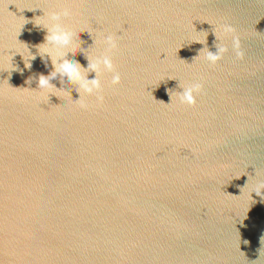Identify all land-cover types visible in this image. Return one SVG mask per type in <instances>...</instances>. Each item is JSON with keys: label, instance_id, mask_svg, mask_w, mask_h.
Returning a JSON list of instances; mask_svg holds the SVG:
<instances>
[{"label": "water", "instance_id": "1", "mask_svg": "<svg viewBox=\"0 0 264 264\" xmlns=\"http://www.w3.org/2000/svg\"><path fill=\"white\" fill-rule=\"evenodd\" d=\"M52 58L100 87L38 89ZM256 191L264 0H0V264H264Z\"/></svg>", "mask_w": 264, "mask_h": 264}, {"label": "clouds", "instance_id": "2", "mask_svg": "<svg viewBox=\"0 0 264 264\" xmlns=\"http://www.w3.org/2000/svg\"><path fill=\"white\" fill-rule=\"evenodd\" d=\"M65 16L69 17L71 15V11L67 8L61 9L60 12H51L50 16L52 19H58L59 16ZM221 29L224 34L226 35H231L232 37V47L235 52L236 58L237 59H243L244 57V52L241 48V42H240V37L235 34V29L229 25V24H224L221 26ZM71 33L69 31H66L64 28H62L60 25H54L52 29H50V34L45 37V41H55L56 43L62 45V46H71V41H70ZM110 45V51L117 49V43L116 40L112 35H109L107 37V41ZM227 51L226 48L220 47L218 48V52L216 54L209 52L207 55V59L212 63L216 64L219 60L222 59V54ZM31 59H35V56H32ZM53 59V72L49 73L48 75H43L41 74L38 77V89L41 90H48L49 93H51V90L55 89V86L50 83L52 79H55V73L56 71H60V73L63 76H66L71 83H80L84 91L87 93H92L94 89H98L100 87L99 82L97 80H92L90 82H87L83 80L80 74L79 68L71 63L64 62L62 65L57 67L55 63V58ZM99 64L100 62L97 61L96 63H91L90 68L92 70H99ZM104 66L112 70L113 69V64L111 60L106 56L103 60ZM26 68L31 67V63L25 64ZM26 83H31V80L26 81ZM121 83V76L119 74L115 75L112 80V85L116 86ZM203 90L202 85H196L195 89H188L184 95L182 96L181 100L182 102H186L190 105L195 104V98L193 96V91L196 92H201ZM58 97V96H57ZM104 101V96H98L97 97V103L102 104ZM79 103V106L81 108H87V105L84 104L82 101H77ZM256 196L261 197L262 200H264V194H262L260 191L255 192ZM247 243V241H245Z\"/></svg>", "mask_w": 264, "mask_h": 264}]
</instances>
